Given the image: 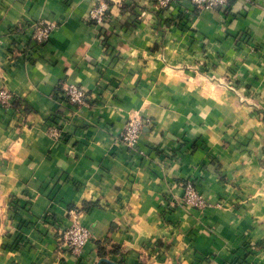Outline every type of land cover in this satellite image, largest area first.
<instances>
[{"label":"crops","instance_id":"crops-1","mask_svg":"<svg viewBox=\"0 0 264 264\" xmlns=\"http://www.w3.org/2000/svg\"><path fill=\"white\" fill-rule=\"evenodd\" d=\"M155 2L113 0L96 24L92 0H0V264H264V0ZM39 20L56 27L30 57ZM134 116L150 122L129 149ZM69 209L91 233L79 257Z\"/></svg>","mask_w":264,"mask_h":264},{"label":"built area","instance_id":"built-area-1","mask_svg":"<svg viewBox=\"0 0 264 264\" xmlns=\"http://www.w3.org/2000/svg\"><path fill=\"white\" fill-rule=\"evenodd\" d=\"M113 0H92V8L89 12V18L96 24L106 23L110 17L111 2ZM188 3L190 7L196 10L225 7L229 0H156L155 7L159 10L166 9L171 5ZM56 23L49 20H39L32 24L29 47L27 55L33 57L36 50L43 45L49 38L51 32L55 29ZM64 96L66 102L75 107H80L86 102V91L82 87L69 84L64 87ZM15 97L5 85H0V107L5 111H14ZM21 107V106H20ZM149 119L140 116L130 117L125 126L117 136V142L129 149H136L140 135L149 124ZM48 135L51 139L58 140L61 137V130L58 125L48 127ZM181 204L203 213L208 207L209 202L200 194L194 182L187 180L183 184V194ZM170 206L173 204L170 203ZM68 224L60 230L59 241L70 253L79 257L82 255L85 245L91 237L88 228L80 223V213L76 209H69Z\"/></svg>","mask_w":264,"mask_h":264},{"label":"trees","instance_id":"trees-1","mask_svg":"<svg viewBox=\"0 0 264 264\" xmlns=\"http://www.w3.org/2000/svg\"><path fill=\"white\" fill-rule=\"evenodd\" d=\"M14 106H16V105L14 104Z\"/></svg>","mask_w":264,"mask_h":264}]
</instances>
